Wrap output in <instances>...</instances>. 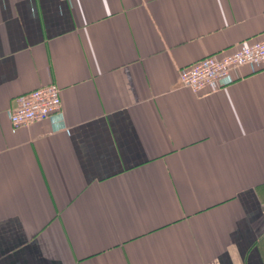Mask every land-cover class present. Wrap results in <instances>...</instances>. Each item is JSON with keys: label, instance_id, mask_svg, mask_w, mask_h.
I'll return each instance as SVG.
<instances>
[{"label": "crops", "instance_id": "crops-1", "mask_svg": "<svg viewBox=\"0 0 264 264\" xmlns=\"http://www.w3.org/2000/svg\"><path fill=\"white\" fill-rule=\"evenodd\" d=\"M263 37L264 0H0V264H264V68L177 83Z\"/></svg>", "mask_w": 264, "mask_h": 264}, {"label": "built area", "instance_id": "built-area-1", "mask_svg": "<svg viewBox=\"0 0 264 264\" xmlns=\"http://www.w3.org/2000/svg\"><path fill=\"white\" fill-rule=\"evenodd\" d=\"M242 66L252 71L264 68V37L243 42L224 56H208L179 69L177 83L193 94H212L231 84V72ZM60 111V89L55 84H48L17 97L7 116L11 126L19 129L35 122L54 120L60 116Z\"/></svg>", "mask_w": 264, "mask_h": 264}]
</instances>
